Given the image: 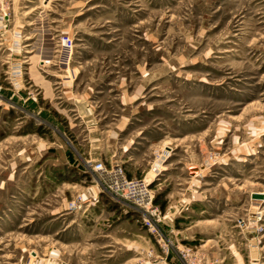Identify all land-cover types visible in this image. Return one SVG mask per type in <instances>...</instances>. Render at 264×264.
<instances>
[{
	"label": "rangeland",
	"instance_id": "374dc122",
	"mask_svg": "<svg viewBox=\"0 0 264 264\" xmlns=\"http://www.w3.org/2000/svg\"><path fill=\"white\" fill-rule=\"evenodd\" d=\"M98 161L149 181L154 229ZM253 192L264 0H0V264H264Z\"/></svg>",
	"mask_w": 264,
	"mask_h": 264
},
{
	"label": "built area",
	"instance_id": "2783aa9c",
	"mask_svg": "<svg viewBox=\"0 0 264 264\" xmlns=\"http://www.w3.org/2000/svg\"><path fill=\"white\" fill-rule=\"evenodd\" d=\"M62 57L68 56L72 49V40L63 36L59 40ZM89 171L96 176V184L113 198L127 201L142 214L143 222L154 229L161 219L159 207L155 204L149 181L144 178L127 177L122 165H109L102 161L90 163Z\"/></svg>",
	"mask_w": 264,
	"mask_h": 264
},
{
	"label": "water",
	"instance_id": "95a60500",
	"mask_svg": "<svg viewBox=\"0 0 264 264\" xmlns=\"http://www.w3.org/2000/svg\"><path fill=\"white\" fill-rule=\"evenodd\" d=\"M252 197L253 198H263V193H260V192H253L252 194Z\"/></svg>",
	"mask_w": 264,
	"mask_h": 264
},
{
	"label": "crops",
	"instance_id": "0c3cea01",
	"mask_svg": "<svg viewBox=\"0 0 264 264\" xmlns=\"http://www.w3.org/2000/svg\"><path fill=\"white\" fill-rule=\"evenodd\" d=\"M260 193H262V192H260ZM209 240H211V239H208V241H209Z\"/></svg>",
	"mask_w": 264,
	"mask_h": 264
}]
</instances>
